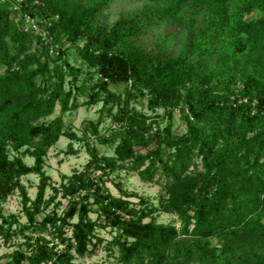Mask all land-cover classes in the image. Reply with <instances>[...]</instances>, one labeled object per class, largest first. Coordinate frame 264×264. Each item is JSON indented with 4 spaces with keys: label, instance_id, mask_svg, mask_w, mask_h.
<instances>
[{
    "label": "trees",
    "instance_id": "obj_1",
    "mask_svg": "<svg viewBox=\"0 0 264 264\" xmlns=\"http://www.w3.org/2000/svg\"><path fill=\"white\" fill-rule=\"evenodd\" d=\"M12 2L32 16L50 17L53 42L61 33L70 43L82 40L79 54L99 73L97 89L103 91L102 96L91 93L89 101L100 100L107 111L120 103L113 114L118 125L107 133L98 131L99 120L83 125L84 170L52 187L66 199L65 207L39 223L33 214L47 185L42 157L65 131L60 115L47 122L33 120L49 115L57 103L60 114L75 106L72 86L65 89L62 77L67 71L75 82L79 69L64 60L62 44L51 55L46 44L23 31L14 20ZM109 2H0V199L19 187L20 175L37 173L34 208L25 209L28 223L61 244L55 248L45 235L21 230L25 248L12 250L5 264H74L75 255L92 254L98 246V220L113 228L109 244L121 264H264V0H142L108 24L102 10ZM253 10L259 16L245 19ZM153 25L182 37L176 52L165 47L167 39L160 33L159 43L142 44ZM32 40L40 43L39 53L24 52ZM8 43L15 52L10 53ZM237 82L241 92L231 96L230 85ZM116 83L127 84L122 98L108 90ZM143 89L151 107L181 99L182 133L173 134L169 127L150 132L147 116L128 107L132 90L143 94ZM92 141L112 147L113 153L100 154ZM7 147H24L32 164L18 155L9 157ZM121 169L160 184L166 198L161 196L159 207L175 219L156 222L155 207L118 183V194L110 193L102 177ZM5 222L2 218L0 237L9 241L13 231Z\"/></svg>",
    "mask_w": 264,
    "mask_h": 264
},
{
    "label": "rangeland",
    "instance_id": "obj_2",
    "mask_svg": "<svg viewBox=\"0 0 264 264\" xmlns=\"http://www.w3.org/2000/svg\"><path fill=\"white\" fill-rule=\"evenodd\" d=\"M141 3L142 0H110L109 4L102 10V17H104L106 23L110 24L123 13L140 6ZM258 16L259 12L253 10L246 13L244 18L255 19ZM164 32L162 25L151 26L149 31L142 35V44L153 46L154 44L159 43V37L164 36L167 39V42L164 44L165 47L172 52H176L181 45L182 37L180 35L179 37H175L173 34H165ZM157 33L162 34V36L157 35ZM57 37L58 38L55 41L57 46L59 47V45L62 44V47L65 48L64 60L70 66L79 69V73L75 82L72 81L71 75L67 71L64 72L62 77V85L65 89L72 86L71 100H73L75 106L60 114L57 103L49 115L41 116L33 120L35 123L47 122L55 116L60 115L65 131V133L47 149L42 157V170L47 176V185L45 186L42 200L38 204V211L33 214V218L37 223H39L42 217L46 214H60L65 207L66 199L61 196L60 192H56L52 189V187L58 188L60 181L64 179L65 175L84 170V164L88 160V155L85 152L83 145V125L87 124V122L95 123L99 120L97 129L100 133H107L110 128L118 125V122L113 119V114L117 113V104H120L118 101H116V104H114L109 111H107L105 107H101L102 103L100 100L93 102L89 101L91 93L96 91L99 92V96H102L103 91L97 89L99 73L87 65L79 54V48L83 44V41L77 40L75 43H70V41H66L65 35L62 33L58 34ZM37 45H40V43L32 40L28 43V46L25 47L24 52L39 53L42 48H38L39 46ZM8 47L10 53L16 51V48L11 43H8ZM54 52L53 55L56 54L55 50ZM23 56L24 54L20 53L18 58H22ZM32 67H34V65H32ZM3 69L4 66L0 65V73H2ZM38 78L39 77H37V79ZM42 80L44 81V79ZM126 85L127 84L125 83L110 84L108 85V90L120 95V98H122ZM241 87V82L231 84L230 90H232V93H230V95L234 96L235 94H240ZM132 91L134 92V96L129 99L128 107H133L147 116L146 122L151 123V133L155 132L157 129L161 131L166 127H169L170 132L173 134H180L184 131V124L179 117L178 110L181 104V99H178L176 103L172 105L151 107L147 102L149 94L146 93L145 89L142 90L143 94L139 93L138 90ZM87 136H89L88 133ZM92 143H94L100 154L110 155L113 153L112 147L98 144L95 141H92ZM23 148L24 147H20L18 151H14L7 147L8 155L9 157L18 155L23 163L31 165L33 157L23 152ZM197 168L200 169V166L198 165ZM99 172V169H94L92 171L93 174H99ZM17 180L19 187H13L8 194L0 199V223L2 222V218H4L6 220L5 225L9 223V230L13 231L9 241L3 240V238L0 237V264H5L9 260L8 254L12 250L25 248L21 230L26 235L34 236L37 234H43L52 240L56 246L55 248L61 247V244L57 243V238L54 237V235L52 236L49 234L47 230L32 228L31 225H29V221L25 214V209L30 210V208H34L32 206V200L37 191V184L39 182L38 174L34 172L27 173L25 175H20ZM102 180V185L112 194H118L115 185L118 183L124 190L135 192L146 200L147 203L152 204V206L155 207L152 216H154L156 222L166 223L175 219L174 214L164 211L159 207L161 196L166 198V194L160 187V184L143 181L135 172L126 169L105 174L103 175ZM130 200L136 202L137 198L131 197ZM92 208H95L94 204L92 205ZM89 216L92 219L95 218L96 212L91 209L89 211ZM147 219L148 217H145L143 220ZM72 220L74 221L75 217H73ZM260 220L264 222V213L261 215ZM97 222L98 224L95 226L94 233L100 240L94 253L82 257L75 255L73 263L121 264L116 247L109 244L114 232L113 228L110 225H104L103 220H98ZM178 224V221H176L175 225L178 226ZM67 234H70L69 229L67 230ZM211 242L212 244H216V238H212ZM191 263L196 264L195 261H192Z\"/></svg>",
    "mask_w": 264,
    "mask_h": 264
},
{
    "label": "built area",
    "instance_id": "obj_3",
    "mask_svg": "<svg viewBox=\"0 0 264 264\" xmlns=\"http://www.w3.org/2000/svg\"><path fill=\"white\" fill-rule=\"evenodd\" d=\"M2 1L6 0H0V2ZM10 8L11 10H15L14 20L23 31L33 34L35 39H39L42 44H46L49 54L55 53L54 50L57 53V43L53 42L49 33L50 17H36L26 11H21L18 2H12Z\"/></svg>",
    "mask_w": 264,
    "mask_h": 264
}]
</instances>
